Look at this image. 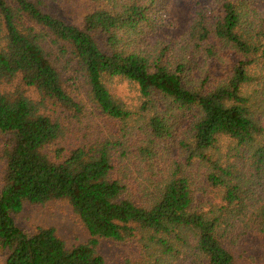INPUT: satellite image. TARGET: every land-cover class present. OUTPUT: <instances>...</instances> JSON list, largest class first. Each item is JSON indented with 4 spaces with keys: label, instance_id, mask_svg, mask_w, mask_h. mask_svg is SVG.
Instances as JSON below:
<instances>
[{
    "label": "trees",
    "instance_id": "trees-1",
    "mask_svg": "<svg viewBox=\"0 0 264 264\" xmlns=\"http://www.w3.org/2000/svg\"><path fill=\"white\" fill-rule=\"evenodd\" d=\"M158 1L0 0V264H264V0Z\"/></svg>",
    "mask_w": 264,
    "mask_h": 264
},
{
    "label": "rangeland",
    "instance_id": "rangeland-1",
    "mask_svg": "<svg viewBox=\"0 0 264 264\" xmlns=\"http://www.w3.org/2000/svg\"><path fill=\"white\" fill-rule=\"evenodd\" d=\"M260 6L263 7L259 11L264 14V4H260ZM153 16L154 19L160 21L163 25L165 24V26L154 36H148L143 41L153 43L159 38L169 43L185 30L191 16V8L185 0H159ZM18 221L24 227L40 224L53 225L68 242L75 241L78 238L82 239L75 218L70 215L68 208L63 203L53 202L46 206L27 208L18 218ZM100 249L107 258L108 264H122L129 255L135 252L133 243L117 245L104 242Z\"/></svg>",
    "mask_w": 264,
    "mask_h": 264
}]
</instances>
